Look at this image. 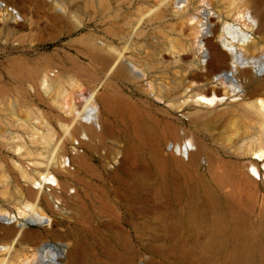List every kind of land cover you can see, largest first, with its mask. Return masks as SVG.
Returning a JSON list of instances; mask_svg holds the SVG:
<instances>
[{"label": "rangeland", "instance_id": "1", "mask_svg": "<svg viewBox=\"0 0 264 264\" xmlns=\"http://www.w3.org/2000/svg\"><path fill=\"white\" fill-rule=\"evenodd\" d=\"M174 1L0 0V214L17 216L1 225L28 216L18 209L35 202L37 170L55 169L62 184L44 185L36 203L47 219L26 227L46 228L41 244L55 248L42 259L30 238L19 240L0 264H264V177L246 153L264 145V125L224 104L197 118L194 103L177 107L197 54L191 22L176 13L185 3ZM244 5L264 23V0H194L187 16L204 21L205 9L212 23L238 24ZM247 53L255 64L264 41ZM113 60L122 68L107 75ZM91 92L112 133L70 110ZM185 138L193 164L175 151Z\"/></svg>", "mask_w": 264, "mask_h": 264}, {"label": "bare ground", "instance_id": "2", "mask_svg": "<svg viewBox=\"0 0 264 264\" xmlns=\"http://www.w3.org/2000/svg\"><path fill=\"white\" fill-rule=\"evenodd\" d=\"M180 1L184 2L185 5L176 7V13L180 17H185L186 21L191 22L192 43L196 45L195 53L197 54V60L193 61L189 72V76L192 78L189 85L190 91L185 90L183 100L178 103L177 107L180 108L189 102L194 103L199 107L193 114L197 118L202 115L201 111L210 110V107L213 105L224 104L221 109L238 110L239 112H243V115H246L249 112L248 110L256 112L259 115V122L264 125V72L257 73L256 69L257 62L261 57L255 61V64L247 66L249 65L248 59L257 58L255 55L247 53L248 48L264 41V34L262 35L264 23L258 11H251L244 5V7H239L234 11L238 24H234L232 21L227 22L224 19H218L212 23L208 18L207 11H204L205 9L199 12L200 15L205 16L204 21L194 13L187 16V7L194 0H179L176 3ZM155 11L156 9L148 10L147 16L153 15ZM121 68L122 63L114 60L106 63L104 66L107 75H114ZM47 82V75H43V83L46 84ZM216 83H219L222 88L218 87ZM148 85L152 88L151 83H148ZM230 91L233 93L232 95L229 94ZM157 96L161 98V96ZM230 97L236 98L229 100ZM117 100L120 110H130L129 104L124 98L119 97ZM108 102L106 105L110 111ZM69 108L72 111H76V115L82 117L85 122L94 125L98 129H102L101 134L111 130L110 126L101 125L100 108L93 92L86 99L82 110L79 107L71 105H69ZM120 110L114 111L115 114H119ZM62 127L64 128V126ZM110 132L112 133V131ZM174 145L175 151L182 155V159L186 164L196 162L197 151L192 149L193 142L190 139L185 138L181 143H174ZM246 153L253 157L251 160L252 172L258 179H262L263 181L264 145L258 143L250 145L246 148ZM63 162H65V159H63ZM261 163H263L262 168L259 165ZM62 169L63 173L73 174V171H70L66 167ZM54 171L55 169L53 168L45 167L42 170H37L33 176L29 177L32 183L37 184V187L31 189L32 195L35 196V202H26L24 203V208L18 209V215L20 216L23 215L25 217V213H28V216L25 217L26 219L21 220L15 225L21 232L18 237L13 234L12 229L1 225V223L10 224L17 221V216H10L9 213L0 214V230H3L4 238L10 239L9 242H3L0 245L1 252L7 253L19 240L30 238L33 249L39 252L42 259L45 256L46 250H43L41 245V237L38 233L32 234L30 231H27L25 221L29 218L38 222H44V219H47L45 213L38 208L36 201L38 200V196L42 194L44 185L48 184V182H54L62 187L61 182H57ZM52 189L56 190V188ZM77 196L78 193H75L69 198L72 199ZM27 208L29 212H26ZM56 255V253H52L53 260H56ZM22 264H29V262L25 260Z\"/></svg>", "mask_w": 264, "mask_h": 264}, {"label": "water", "instance_id": "3", "mask_svg": "<svg viewBox=\"0 0 264 264\" xmlns=\"http://www.w3.org/2000/svg\"><path fill=\"white\" fill-rule=\"evenodd\" d=\"M263 60H264V58H263V56H261V58L258 60V62H257V66H256V69H257V73H261V72H264V62H263ZM167 149L168 150H171L172 149V144L170 143L169 144V146L167 147ZM174 152V151H173ZM5 222V221H4ZM6 223V222H5ZM25 224L27 225V226H39V225H41L42 224V222H38V221H35V220H33V219H27L26 221H25ZM50 229H52V230H56L57 229V226L55 225V226H53V227H51ZM12 230H13V234L14 235H17V237L20 235V231H19V229H18V227L16 226V227H13L12 228ZM27 231H33V232H36V233H43V232H46L47 231V229L46 228H36V229H26ZM52 230H50V231H52ZM42 245V247L43 248H45L46 246H49L50 248H55V245L54 244H52V243H50V242H45V243H42L41 244Z\"/></svg>", "mask_w": 264, "mask_h": 264}]
</instances>
